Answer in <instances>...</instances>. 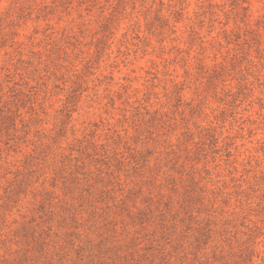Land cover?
Masks as SVG:
<instances>
[{"label": "rangeland", "instance_id": "1", "mask_svg": "<svg viewBox=\"0 0 264 264\" xmlns=\"http://www.w3.org/2000/svg\"><path fill=\"white\" fill-rule=\"evenodd\" d=\"M0 264H264V0H0Z\"/></svg>", "mask_w": 264, "mask_h": 264}]
</instances>
